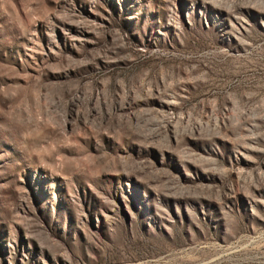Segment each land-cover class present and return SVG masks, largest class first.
I'll return each mask as SVG.
<instances>
[{"label":"rangeland","instance_id":"1","mask_svg":"<svg viewBox=\"0 0 264 264\" xmlns=\"http://www.w3.org/2000/svg\"><path fill=\"white\" fill-rule=\"evenodd\" d=\"M0 264H264V0H0Z\"/></svg>","mask_w":264,"mask_h":264}]
</instances>
